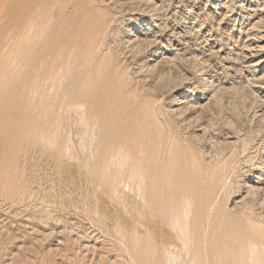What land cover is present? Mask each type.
Returning <instances> with one entry per match:
<instances>
[{
	"label": "bare ground",
	"instance_id": "bare-ground-1",
	"mask_svg": "<svg viewBox=\"0 0 264 264\" xmlns=\"http://www.w3.org/2000/svg\"><path fill=\"white\" fill-rule=\"evenodd\" d=\"M105 2L101 0L94 6L98 20L88 29L89 39L62 46L55 57L45 48L51 39L57 1L44 0L32 6L30 0L9 28V47L5 55L0 54V81L5 83L7 70L23 67L22 62L29 59L35 72L27 86L28 95L41 105V114L49 126L47 136L41 140L53 146L58 136H62L60 131L73 119L79 159L87 156L82 163L84 168L93 172L100 183L112 184L126 176L129 186L135 184L141 205H132L131 211L141 218V228L146 230L143 247L154 258L163 251L161 264H213L209 251L213 242L208 244L207 233L198 230L201 217L196 207L222 192L229 167V159L221 158L225 151L238 143L245 151L250 138L258 136H261V146L257 152L261 151V158L252 165L256 166L250 171L252 184L237 182L233 190L222 192L223 200L215 212L221 218L215 236L228 246L226 242L231 237H221L225 215L237 219V207L251 205L250 210L252 206L264 207V180L261 179L264 177V111L257 117L252 101L256 99V92L264 89V70L261 78L254 74L264 64V56H258L264 52V45L251 47L258 39L252 32L262 28L264 20L252 23L245 34L247 38L254 37L249 39V44H242L245 50L251 49L253 60L247 65L249 70L242 73V81L237 82L239 78L228 80L226 75L213 74L204 53L195 49L198 45L195 37L204 24L199 22L200 16L191 19L183 16V20H198V30L192 35L194 27H182L181 39L173 44L175 31L169 30V26L176 18L169 10L171 0H114L111 3L108 0L102 7L100 3ZM230 2L226 0L223 6ZM213 4L219 6L220 0ZM225 8L233 9L230 5ZM135 11L139 14L132 16L130 26L118 30V38L109 41L111 15ZM181 45L185 48L177 49ZM103 49L105 53L96 61ZM209 51L219 53L212 52V48ZM239 55L234 50L229 52L231 66L235 61L238 64ZM165 100L167 104L161 107L160 119L157 106ZM252 110L255 112L250 118L254 124L242 134L243 117L247 118ZM66 134L64 146L69 149L73 133ZM66 149L63 151L67 154ZM177 157L191 174L201 176L198 196L180 191L174 199L171 168ZM112 167L116 175L107 177ZM236 193L240 200L234 203L233 211H226L225 199ZM158 220L162 221V227L156 225ZM233 241L238 243V238ZM139 244L137 238L132 240L134 249ZM261 246L250 241L244 250L245 259L232 255L218 257L217 264H264V246Z\"/></svg>",
	"mask_w": 264,
	"mask_h": 264
},
{
	"label": "rangeland",
	"instance_id": "rangeland-1",
	"mask_svg": "<svg viewBox=\"0 0 264 264\" xmlns=\"http://www.w3.org/2000/svg\"><path fill=\"white\" fill-rule=\"evenodd\" d=\"M29 1L0 0L1 56L5 55L9 47V28ZM31 1L33 6L34 3L39 4L38 2L44 0ZM56 1L53 11L56 18L52 21L54 24L52 23L51 39L45 48L55 57L62 46L89 39L88 29L98 20V10L94 6L101 0ZM113 1L109 0V3ZM214 2L215 0H171L169 10L176 18L169 26V30L173 28L175 31L172 42L174 44V41L176 43L181 39L179 34L182 27H194L191 32L193 35L198 30V20L203 22L198 38L195 37L198 44L195 49L204 53L205 59L211 63L213 74L217 72L220 77L226 75L227 79L239 78L237 82H240L243 74L249 70L247 65L253 60L251 49L245 50L243 46L249 44V39L254 37L247 38L245 34L252 23L261 18L264 20V0H231L227 4L232 6V10L228 8L231 12L225 8L227 6H223L226 0H220L219 6L213 4ZM106 3L108 0L100 5L104 7ZM133 13L111 15L107 35L109 41L118 38V30L122 31L130 26L132 16L139 14L136 11ZM185 15L190 19L196 15L200 18L195 22L183 20ZM252 33H256L258 39L251 47L264 45V24ZM259 38L263 40L260 41ZM184 48L185 45L177 47L181 50ZM211 48L212 52L219 53H210ZM230 48L241 55L238 64L235 61L234 66H231L233 61L227 56L232 51ZM105 51L103 49L99 53L96 61ZM210 54L212 56L207 57ZM258 56H264V52ZM28 60L22 62L23 67L20 65L16 69L7 70L5 83L0 81V264H161L164 259L163 251L154 258L150 250L143 247L147 240L146 230L141 228V218L131 211L132 205H141L135 184H132L133 187L129 186L126 176L112 184L100 183L93 172L84 168L82 163L87 156H80L81 160L79 159L78 140L74 135L75 125L71 124L73 119L60 131L62 136H58V141L53 146H48L41 140L42 136H47L49 126L45 124L47 118L44 119L41 114V105L32 101L28 95L27 86L35 72ZM263 65L254 73L258 78L263 75ZM251 72L250 68L249 73ZM255 96L256 99L254 97L252 100L255 102L253 110L258 117L264 111V89L256 92ZM164 102L157 106L160 119L163 113L161 107L167 104L166 100ZM253 110L248 113L247 118L243 117L242 134L254 124L250 118L255 112ZM68 131L73 133L70 135L72 140L68 143L71 150L64 146ZM250 139V145L245 151L238 143L235 148L227 149L221 156L229 159L228 180L222 183V192L233 190L237 182L248 181L252 184L250 171L256 167L252 165L261 158V151L257 152L261 146V136ZM63 149L67 150V154ZM180 159L177 157L175 166L171 168L175 186L172 188V192H175L174 199L178 198L180 191L189 195L194 193L196 197L200 193L198 186L201 184V176L191 174L188 168L183 167ZM115 172L112 167L106 175L114 177ZM261 179L264 180V177ZM253 181L256 182L257 179L254 178ZM127 185L130 188H126ZM222 192L196 207L201 217L198 230L207 233L208 244L213 242V248H209L213 264H217L218 257L227 258L230 255L236 259H245L244 250L250 241L259 248L264 246V207L259 205L252 206L253 210H250L251 205L240 209L237 207V219L225 215L221 237H231L226 242L228 246H224L215 236L221 221L215 212L223 200ZM240 198L237 193L226 198V211H233L234 203ZM252 222L260 224L254 225ZM156 225L162 227V221L158 220ZM134 238L140 242L138 249L132 247ZM235 238H238V243L233 241Z\"/></svg>",
	"mask_w": 264,
	"mask_h": 264
}]
</instances>
